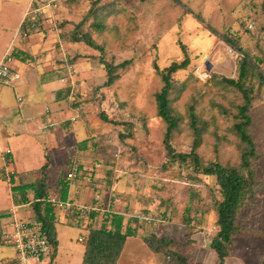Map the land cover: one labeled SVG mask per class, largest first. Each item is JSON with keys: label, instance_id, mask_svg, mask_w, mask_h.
<instances>
[{"label": "rangeland", "instance_id": "obj_1", "mask_svg": "<svg viewBox=\"0 0 264 264\" xmlns=\"http://www.w3.org/2000/svg\"><path fill=\"white\" fill-rule=\"evenodd\" d=\"M95 1L35 0L34 9L41 10L44 18L40 19V30L34 34L44 36L42 39L54 46L51 68L55 70L53 81L60 87L54 100L64 107L59 109L63 115L45 131L64 143L57 146L47 143L44 150L41 143L37 147L21 136V147L27 151L18 153L13 159L14 166L9 163L5 168L12 171L15 167L17 172L31 170L33 180H37L41 163L53 159L47 176L52 179L50 186L55 191L59 174L68 169L74 158L79 176L72 184L82 185L77 191L86 193V204L95 203L102 208L111 205L114 213L125 216L124 223L128 217L148 212L147 218L152 222L147 227L140 226L146 232L144 236L165 235L178 244L188 241L190 264H217V256L209 248L217 231L215 206L221 200L216 182L203 174L192 182L195 178L192 169L168 163L163 147L166 125L155 109V96L162 83L154 66L164 70L188 59L187 68L173 75L183 90L171 97L172 107L183 116L186 107L192 105L203 124L202 142L196 151L202 166L218 163L237 169L239 144L231 126L236 106L242 100L233 89L219 82L222 77H236L237 63L242 57L227 44L231 41L234 48L248 56L253 69L246 80V86L254 93L249 111L250 135L262 157L253 164L258 185L242 199L226 264H260L264 256V79L258 78L260 74L264 78V14L260 1L99 0L98 5L107 6L109 12L104 29L94 30L91 27L94 20L89 19L82 30L103 47L105 61L118 64L131 60L110 87H104L106 77L99 53L83 43L62 38L84 18ZM30 3L31 0H0V59L21 45L20 21ZM48 4L55 10L53 16L47 12ZM19 96H22L21 109L12 88L0 86L3 151L5 144L10 149L16 146L7 137L22 135L12 134L14 125L18 131H24L26 124L30 126L24 122L28 117L21 116L26 108H31L32 113H40L46 106L51 111L58 109L50 100L36 101L25 91ZM71 118L74 124L66 122ZM122 123L131 125L129 135ZM33 134L42 140L37 132ZM192 141L187 125L182 123L172 136L171 147L177 154H188ZM64 144V150H59ZM0 165L4 168L1 159ZM3 193L5 190L0 187L2 198ZM0 203L3 211L13 210L7 200ZM103 217L106 216L99 213L94 218L97 227ZM69 229L72 239L83 234L78 229ZM71 254L72 247L59 248L56 260L67 264ZM46 263L48 260L42 262Z\"/></svg>", "mask_w": 264, "mask_h": 264}, {"label": "trees", "instance_id": "obj_2", "mask_svg": "<svg viewBox=\"0 0 264 264\" xmlns=\"http://www.w3.org/2000/svg\"><path fill=\"white\" fill-rule=\"evenodd\" d=\"M174 1L177 2V0ZM259 1L261 11L264 14V0ZM98 3L99 0L93 2L91 9L84 18L71 31L63 34L62 38L67 42L83 43L99 53V62L103 66L106 77L104 87H110L117 80L118 73L129 67L131 60H124L118 64L105 61L103 47H99L92 40L89 33L82 30L89 19L94 20V23L91 24L94 30L101 31L104 29V21L108 18L109 12L106 11L107 6H99ZM196 18L201 20L199 16H196ZM30 20L37 23V30L39 31L41 20L36 17L30 18ZM37 30H27V24L24 22L19 32L22 41L37 33ZM227 44L242 55L237 63L236 77L233 79L219 78V82L223 87L233 89L240 95L242 100L241 104L236 106V112L233 116L234 123L231 126V132L235 135L239 144V167L237 169L224 167L218 163L202 166L196 151L202 142L203 124L198 119L192 105L186 107L185 115L183 116L178 114L172 107L171 97L183 90V86H179L174 81L173 75L187 68L188 59L185 58L181 64H171L164 70H159L154 66V71L162 83L160 91L155 96V109L158 118L166 125L163 147L168 163L177 164L179 168L186 170L192 169L195 174L192 182L201 174L214 178L216 182L218 197L221 200L215 206L217 231L209 243V248L217 256V264H226V260L231 256L230 245L236 234L235 222L237 213L242 199L258 185L253 164L262 157L257 153L250 135L251 119L249 111L254 93L251 88L246 86V80L253 69L249 65L248 56L243 51L234 48L235 44L231 43V41H228ZM13 54L11 52L6 61L14 58ZM258 78L264 79L261 74ZM101 119L108 123L106 117L101 115ZM182 123L187 125L193 140L191 151L188 154H177L171 147L172 136ZM121 125L129 135L131 125L127 123H122ZM47 167V164H45L39 169L40 177L37 180H33L30 173H23L8 176V181L11 185L13 199L20 205H30L35 222L41 225L43 235L52 251L48 261V264H51L56 251L57 241L55 207L48 202L51 186L48 184ZM77 168L79 171V167ZM14 178L17 181L16 185H14ZM67 184L68 182L60 176L58 194L62 202H66ZM68 213H70L68 217L72 226L87 231L86 237L79 239V242L84 247L81 264H117L126 239L136 237H139L147 249L157 256L161 264H190V256L186 249L188 241L178 244L169 236L156 235L154 233L144 236L146 232L144 233L140 226L147 227L146 225H151L152 220L145 222L139 220L136 216H131L124 223V215L111 213L109 216L103 217L101 224L97 227L94 218L97 217L98 213L90 212L86 217H82L74 206L69 207ZM148 215V212L142 213L145 218ZM164 215L165 213L162 214V216ZM261 264H264V258Z\"/></svg>", "mask_w": 264, "mask_h": 264}, {"label": "crops", "instance_id": "obj_3", "mask_svg": "<svg viewBox=\"0 0 264 264\" xmlns=\"http://www.w3.org/2000/svg\"><path fill=\"white\" fill-rule=\"evenodd\" d=\"M22 20L20 21V25H21ZM42 38H45V37L43 36L40 38L39 35L33 34L29 36L25 41H22L21 45L18 46L17 49H11L9 54L5 53L4 56H2L0 59V63H1L5 57H8L10 55L11 52L14 53L13 54L14 58L6 61L5 64H6V67L20 74L21 76L20 80H18L12 86H10V88H12L14 92V95H17L16 103L18 104V107L20 109L23 107V105L20 106L18 103V99L22 101V96H19V94L23 93L24 91L27 92L30 97L34 96L36 98V101H42V100L48 99L51 102H53L58 108L56 109L57 111L56 110L51 111L48 109V106H46L45 109L40 113H38L37 111L32 113L31 108L29 109L26 108V110H24L25 112L24 115L20 114L22 118L28 117V119L26 118L27 120L24 119V122L25 121L29 122L30 126L26 124L24 125V131H18L17 127L14 125L12 134L16 133V134H22V135H18L16 137H7V140H11L12 138L11 141L16 144V146L14 147L16 148L18 146V148L15 149L11 146V149H10L8 148V146L10 145L5 144V151H3L4 149H2V147L0 146V153L1 152L9 153L10 163L13 166H14L13 159L17 157L18 153L23 154L24 152L27 151V149H25L24 147H21V145L23 144L21 136L22 137L25 136L28 139H30L32 144H37V147H38V144L41 143L43 145L44 150L47 149V148L45 149V144L47 143L48 144L51 143L56 146L58 144H61L62 142L64 143L63 140L56 141L54 139V136H52V134L45 131L47 128L54 126L55 123L58 121V118L63 115V113L60 112L61 110L59 111V109H63L64 107L62 108L58 106L57 102L54 100L55 92L60 89V87H58L56 84L57 81H53V78L55 77L53 73L55 70L54 68H51L52 67L51 65L53 64L52 59H53L54 52L52 53V51H53L54 46L52 45V43L48 42V40H45ZM35 56L37 57L40 56V58L36 60ZM55 95H58V92H56ZM37 97H38V100H37ZM35 110L36 109H34L33 111ZM1 111L4 113V110L0 109V114H1ZM49 113H53V115L48 116ZM66 122L67 123L69 122V124L72 122V124H74V119L71 118L67 120ZM1 125L2 124L0 122V127H2ZM34 132H37L39 135H41L42 137L41 141L38 140L36 137H34L35 136L33 134ZM1 137H0V141L2 139ZM65 147H66L65 144L61 145L59 147V150L61 149L64 150ZM54 148L56 149L58 147H54ZM52 151H53V147H52ZM0 159L4 163V168H2V165H0V187L1 189L5 190V193H3L4 199L0 197V201L7 200L13 208V210L9 212L3 211L4 207L1 208L2 206L0 203V264H16V253L14 249L10 245L4 242V235L7 232H9L8 225L14 220L20 221L23 223H28V222L35 221V220H34L30 205H20L18 202H16L13 199V195L11 193V185L9 184V181H8V176L18 175V174H23V173L31 174V170L17 172L14 169L15 167H13V170L9 171V169L5 168V162L2 160L1 155H0ZM52 160L53 159H45L41 163V165L38 167V169H40L43 165L47 164L48 167H47L46 172L48 174L52 166ZM72 161H74V158L70 161V164ZM70 164H68V167ZM18 165L20 166V164ZM65 170L66 168L63 169V172ZM63 172H61L58 177H60ZM52 183L53 181L52 179H50L48 181V184L51 185ZM16 184H17V181L14 178V185ZM81 186L82 185H80L79 183L78 184H75V183L67 184L68 191H67L66 202H62L59 199L57 186L54 189L55 191L52 190V187L50 188V195H49L50 198L60 200L59 202L67 206L66 211L63 209H56V208L54 210V216L56 220L55 231H56L57 247H56V251H55L51 264H61L59 263V261L56 260V254L58 253L59 248L63 250L65 247H68V248L72 247V250H73V254L69 256L68 258L69 261L67 264H79V263L81 264L82 262L84 247L79 242V238L81 239L82 237H86L87 231H85L84 229L76 228L72 226L70 219L67 215V213L69 212L70 206H74L78 208L82 205H86L85 201L88 196L86 195V193L84 194V193H81L80 191H77V189H79ZM15 211L17 215L15 214ZM115 214H118V213H115ZM69 227H71L72 229H78L81 232H83V234L79 235L77 239H72L71 234H70L71 229H69ZM59 232H60V237H59ZM80 247L82 248L81 250H79ZM262 258H264V256ZM42 262L43 261L39 262L38 264H42ZM117 264H161V263L158 260L157 256L151 253L147 249V247L144 245L142 240L139 237H136V238L126 239Z\"/></svg>", "mask_w": 264, "mask_h": 264}, {"label": "built area", "instance_id": "obj_4", "mask_svg": "<svg viewBox=\"0 0 264 264\" xmlns=\"http://www.w3.org/2000/svg\"><path fill=\"white\" fill-rule=\"evenodd\" d=\"M35 0H31V3L28 6V10L23 16L21 25L26 22L27 30H37V23L30 20V18H44L43 13L39 9H34L33 4ZM47 12L49 16L55 14L54 8L48 4ZM20 25V27H21ZM20 32V28H19ZM8 57H5L0 63V86L1 87H10L15 82L20 80V74L10 70L6 67V60ZM18 103L22 106V101L18 99ZM2 160L5 162V166L10 163L9 153L1 152L0 153ZM78 168L76 167L75 161H72L68 169H66L62 174L61 178L66 180L68 183L74 182L78 178ZM48 202L52 204L56 209L67 210V206L59 202V200L54 198H48ZM81 215L88 214L90 212L100 213L104 216H109L113 213V207L111 205L102 208L99 204H86L77 208ZM139 220L150 221L149 218H143L140 215L136 216ZM9 232L4 235V242L10 245L16 253V264H38L41 261H49L52 251L49 248L46 239L43 235L41 225L35 221L28 223H23L20 221H12L8 225Z\"/></svg>", "mask_w": 264, "mask_h": 264}]
</instances>
